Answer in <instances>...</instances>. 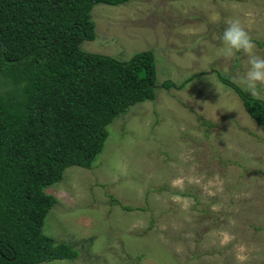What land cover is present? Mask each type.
Segmentation results:
<instances>
[{
  "label": "rangeland",
  "instance_id": "374dc122",
  "mask_svg": "<svg viewBox=\"0 0 264 264\" xmlns=\"http://www.w3.org/2000/svg\"><path fill=\"white\" fill-rule=\"evenodd\" d=\"M91 15L81 48L151 49L155 97L106 125L90 166L45 186L57 201L43 232L78 253L36 264H264V124L222 79L238 85L248 57L220 51L239 20L264 56V0L98 2Z\"/></svg>",
  "mask_w": 264,
  "mask_h": 264
},
{
  "label": "trees",
  "instance_id": "16d2710c",
  "mask_svg": "<svg viewBox=\"0 0 264 264\" xmlns=\"http://www.w3.org/2000/svg\"><path fill=\"white\" fill-rule=\"evenodd\" d=\"M124 1L0 0V264L77 255L43 232L57 201L45 186L69 165L90 166L106 125L129 105L155 97L151 49L121 60L80 46L96 35L93 5ZM222 79L264 124V101Z\"/></svg>",
  "mask_w": 264,
  "mask_h": 264
},
{
  "label": "clouds",
  "instance_id": "9594fccd",
  "mask_svg": "<svg viewBox=\"0 0 264 264\" xmlns=\"http://www.w3.org/2000/svg\"><path fill=\"white\" fill-rule=\"evenodd\" d=\"M221 39L223 47L220 51L225 58H237V53L248 57L246 70L236 81L238 86L253 99L264 101V56L256 54V45L251 36L239 20H233L224 29Z\"/></svg>",
  "mask_w": 264,
  "mask_h": 264
}]
</instances>
